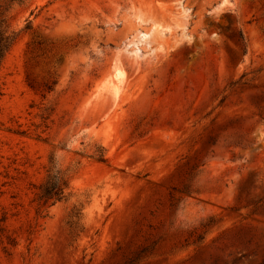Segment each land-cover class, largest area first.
Wrapping results in <instances>:
<instances>
[{"label":"rangeland","instance_id":"rangeland-1","mask_svg":"<svg viewBox=\"0 0 264 264\" xmlns=\"http://www.w3.org/2000/svg\"><path fill=\"white\" fill-rule=\"evenodd\" d=\"M0 16L19 32L0 65V264H264V0ZM50 156L68 193L39 207Z\"/></svg>","mask_w":264,"mask_h":264},{"label":"trees","instance_id":"trees-1","mask_svg":"<svg viewBox=\"0 0 264 264\" xmlns=\"http://www.w3.org/2000/svg\"><path fill=\"white\" fill-rule=\"evenodd\" d=\"M13 1L21 0H8V2ZM30 26V22L27 21L25 28H29ZM18 33V31L10 28L4 17L0 16V65L4 56L17 38ZM92 156L100 161L106 160L103 147L101 146L97 148V151ZM48 162L45 177L37 186L35 199L39 207L50 206L56 201L64 199L68 193L69 174L67 170L59 166L53 156L49 157ZM73 215L75 216V214ZM2 230L3 228L0 227V231Z\"/></svg>","mask_w":264,"mask_h":264},{"label":"bare ground","instance_id":"bare-ground-1","mask_svg":"<svg viewBox=\"0 0 264 264\" xmlns=\"http://www.w3.org/2000/svg\"><path fill=\"white\" fill-rule=\"evenodd\" d=\"M117 72H119V70H117L116 73H117ZM116 73H115V74H116Z\"/></svg>","mask_w":264,"mask_h":264}]
</instances>
